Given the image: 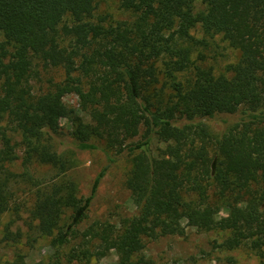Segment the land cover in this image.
<instances>
[{
    "label": "trees",
    "instance_id": "1",
    "mask_svg": "<svg viewBox=\"0 0 264 264\" xmlns=\"http://www.w3.org/2000/svg\"><path fill=\"white\" fill-rule=\"evenodd\" d=\"M116 1L128 18L97 13L98 0H0L2 239L49 237L55 260L38 264H60L58 249L76 239L68 264L112 250L117 264H156L145 240L193 227L224 233L219 248L244 247L264 264V0ZM215 35L239 51L220 74L203 65ZM237 112L220 135L205 122ZM62 119L73 149L58 145ZM96 142L130 157L135 212L80 230L105 168L87 196L67 172Z\"/></svg>",
    "mask_w": 264,
    "mask_h": 264
},
{
    "label": "rangeland",
    "instance_id": "2",
    "mask_svg": "<svg viewBox=\"0 0 264 264\" xmlns=\"http://www.w3.org/2000/svg\"><path fill=\"white\" fill-rule=\"evenodd\" d=\"M96 11L102 15L109 13L114 19H126L129 16L128 13L118 9L116 0H98ZM193 34L201 36L198 29H195ZM208 41L209 46L204 50L206 59L203 65H211L215 74L224 73L227 65L238 60L239 51L229 47L221 35L208 37ZM41 73L42 76L45 75L42 70ZM46 75L49 76L50 73H46ZM180 78L184 79V76L181 75ZM64 100L72 107L79 108L78 97L75 94L66 95ZM240 115L239 112L219 114L206 118L205 122L214 135H220L231 127ZM84 118L86 119L87 116L84 115ZM61 124L64 127V133L58 145L60 149H73L70 125L65 119L61 120ZM96 143L97 148L95 149L77 150L78 164L67 172V176L78 183L80 195L87 196L95 176L105 168L88 209L87 217L79 225L80 230L95 220L116 221L122 216H128L135 212V206L130 199L124 181L130 167V157L125 152L118 154L106 152L101 142ZM158 146L163 147V144L154 140L152 143L153 150ZM51 174L50 171H44L43 175L50 176ZM221 214L223 215L225 212L223 211ZM25 215L26 213L22 214V216ZM18 225L22 226L21 221L18 222ZM2 234L3 231L0 227V264L12 261L18 252L25 256L26 264L46 263L52 258L55 260V249L50 247L49 237H39L35 242H27L26 237H23L21 242L11 243L4 241ZM223 238L224 233L220 231H198L193 227H186L185 234L182 236L169 235L155 240L146 239L144 253L152 258L156 264H225L229 256H233L238 264H257V255L244 247L234 250L219 248L217 245ZM76 241L77 239L71 240L69 244L58 249L60 264H68L66 261L68 251L72 243ZM136 259L137 257L134 258V262ZM95 262L96 264H117L116 252L112 250Z\"/></svg>",
    "mask_w": 264,
    "mask_h": 264
}]
</instances>
